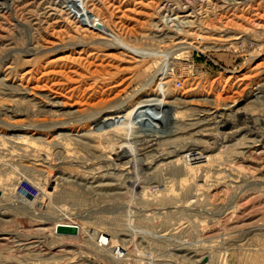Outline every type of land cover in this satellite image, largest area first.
Segmentation results:
<instances>
[{
    "label": "rangeland",
    "instance_id": "obj_1",
    "mask_svg": "<svg viewBox=\"0 0 264 264\" xmlns=\"http://www.w3.org/2000/svg\"><path fill=\"white\" fill-rule=\"evenodd\" d=\"M0 264H264V0H0Z\"/></svg>",
    "mask_w": 264,
    "mask_h": 264
},
{
    "label": "water",
    "instance_id": "obj_2",
    "mask_svg": "<svg viewBox=\"0 0 264 264\" xmlns=\"http://www.w3.org/2000/svg\"><path fill=\"white\" fill-rule=\"evenodd\" d=\"M54 233L59 235L74 236L76 234V227L71 225H57L54 229ZM203 261L204 259H202V263Z\"/></svg>",
    "mask_w": 264,
    "mask_h": 264
},
{
    "label": "bare ground",
    "instance_id": "obj_3",
    "mask_svg": "<svg viewBox=\"0 0 264 264\" xmlns=\"http://www.w3.org/2000/svg\"><path fill=\"white\" fill-rule=\"evenodd\" d=\"M92 19V18H91ZM101 26L100 25H97V28L99 29ZM181 44H183V43H181ZM189 46H191V45H189ZM162 74V73H161ZM165 78H162V80H164ZM161 80V82H164V81H162ZM178 82V81H177ZM179 83V82H178ZM179 86V85H178ZM134 185V184H133ZM136 185V184H135ZM133 188V187H132ZM22 191V190H21ZM36 191H37V197L39 196V191H38V189L36 188ZM23 192V191H22ZM27 196H29L28 194H26ZM30 198H31V196H29ZM36 198V197H35ZM34 198V199H35ZM72 226V225H71ZM76 227V226H75ZM77 235V227H76V234L74 235V236H76ZM105 243H107V242H102V246H104L105 245ZM118 252V251H117Z\"/></svg>",
    "mask_w": 264,
    "mask_h": 264
},
{
    "label": "built area",
    "instance_id": "obj_4",
    "mask_svg": "<svg viewBox=\"0 0 264 264\" xmlns=\"http://www.w3.org/2000/svg\"><path fill=\"white\" fill-rule=\"evenodd\" d=\"M176 84H177V86L179 85L178 82H176ZM21 190H22L25 194H28L29 196L33 197V195H31L27 190L21 188V189H19V192H22Z\"/></svg>",
    "mask_w": 264,
    "mask_h": 264
}]
</instances>
